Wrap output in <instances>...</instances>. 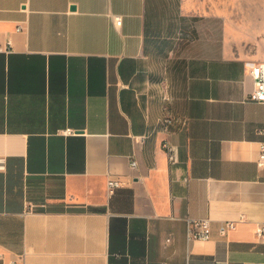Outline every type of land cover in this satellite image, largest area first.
I'll use <instances>...</instances> for the list:
<instances>
[{
	"label": "crops",
	"instance_id": "0c3cea01",
	"mask_svg": "<svg viewBox=\"0 0 264 264\" xmlns=\"http://www.w3.org/2000/svg\"><path fill=\"white\" fill-rule=\"evenodd\" d=\"M232 3L0 0V264L264 263V3Z\"/></svg>",
	"mask_w": 264,
	"mask_h": 264
},
{
	"label": "built area",
	"instance_id": "2783aa9c",
	"mask_svg": "<svg viewBox=\"0 0 264 264\" xmlns=\"http://www.w3.org/2000/svg\"><path fill=\"white\" fill-rule=\"evenodd\" d=\"M114 22L116 25H120L122 22L121 16H115ZM7 46L4 47L0 45V51H9L11 48V41H7ZM250 75L253 78L254 87L251 91L249 97L252 100L264 102V61L252 64L250 67ZM160 124L167 130L168 126L173 122V118L170 115H164L160 120ZM66 133H73V130L67 129ZM162 146L167 153L168 159L170 162H175L177 160V149L172 141L167 138L162 142ZM136 164V161H133V165ZM258 166L264 168V141L260 143V151L257 158ZM0 167L3 165L0 163ZM119 181L116 179H109L107 181V190L108 193H112L114 188L118 186ZM234 227V222L226 221L221 225L220 230L222 233L227 232L230 228ZM212 235V225L209 218H187V238L190 241L194 240H209ZM258 237L264 239V225L259 226L257 229ZM10 264H17V260L13 259L10 261ZM264 264V263H263Z\"/></svg>",
	"mask_w": 264,
	"mask_h": 264
},
{
	"label": "rangeland",
	"instance_id": "374dc122",
	"mask_svg": "<svg viewBox=\"0 0 264 264\" xmlns=\"http://www.w3.org/2000/svg\"><path fill=\"white\" fill-rule=\"evenodd\" d=\"M262 1L264 3V0H233L232 3L233 9L235 10V13L238 15L234 17V19L242 20L249 26L258 19L261 21V19L263 18H261V16L257 17L256 14L257 12H260L258 8H261L260 5L262 4ZM188 21H192V20L187 19V24H189Z\"/></svg>",
	"mask_w": 264,
	"mask_h": 264
}]
</instances>
